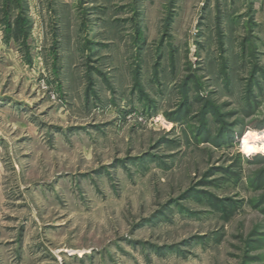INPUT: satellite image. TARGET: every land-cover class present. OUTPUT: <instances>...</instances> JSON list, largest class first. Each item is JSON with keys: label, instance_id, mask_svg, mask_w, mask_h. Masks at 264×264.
<instances>
[{"label": "rangeland", "instance_id": "obj_1", "mask_svg": "<svg viewBox=\"0 0 264 264\" xmlns=\"http://www.w3.org/2000/svg\"><path fill=\"white\" fill-rule=\"evenodd\" d=\"M0 0V264H264V8Z\"/></svg>", "mask_w": 264, "mask_h": 264}, {"label": "crops", "instance_id": "obj_2", "mask_svg": "<svg viewBox=\"0 0 264 264\" xmlns=\"http://www.w3.org/2000/svg\"><path fill=\"white\" fill-rule=\"evenodd\" d=\"M253 1V0H252ZM257 2H258V4L259 5H257V6H260V7H262V8H264V0H256ZM256 2V3H257ZM264 10V9H263Z\"/></svg>", "mask_w": 264, "mask_h": 264}]
</instances>
